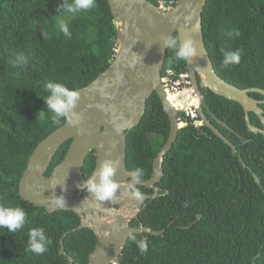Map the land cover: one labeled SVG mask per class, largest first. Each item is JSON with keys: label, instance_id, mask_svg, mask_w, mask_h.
<instances>
[{"label": "trees", "instance_id": "16d2710c", "mask_svg": "<svg viewBox=\"0 0 264 264\" xmlns=\"http://www.w3.org/2000/svg\"><path fill=\"white\" fill-rule=\"evenodd\" d=\"M147 1L156 6L177 2ZM74 2L0 0V205H19L27 212V223L17 232L0 228V264H69L70 257L74 264H88L96 247L94 232L79 229V216L68 211L49 214L19 195V183L35 149L65 125L53 124L51 113L37 119L47 109V84L63 83L76 91L85 88L109 69L118 50L108 0H96L88 11L67 13L62 6ZM58 14L67 15L70 39L59 30ZM202 26L217 75L242 90H264V0H208ZM233 27L240 30V37H228ZM175 49L173 45L167 51L163 77L169 69L188 72L186 60H177ZM221 49H243L241 62L223 68ZM19 54L25 55L27 67L19 66ZM191 100V95L181 99L178 107ZM203 111L232 146L193 121L179 131L165 158L159 197L148 201L132 223L137 229L164 233L133 235L147 237L149 251L141 254L132 236L118 264H264V135L249 130L238 103L211 92ZM249 119L254 128L264 131L256 115L251 113ZM170 130L168 115L154 94L127 142V170L136 173L140 183L151 180L154 160ZM70 144L58 151L47 177L64 160ZM95 165L92 154L84 166L87 177ZM138 189L153 194L142 186ZM37 227L45 228L52 240L42 255L27 250L29 229ZM66 234L64 256L61 241Z\"/></svg>", "mask_w": 264, "mask_h": 264}, {"label": "water", "instance_id": "95a60500", "mask_svg": "<svg viewBox=\"0 0 264 264\" xmlns=\"http://www.w3.org/2000/svg\"><path fill=\"white\" fill-rule=\"evenodd\" d=\"M108 3L118 34L119 47L115 60L93 83L77 90L80 99L72 118L78 123H65L37 146L19 183V195L30 205L44 208L49 214L68 211L80 218L87 215L93 220L94 226L88 225L89 221L81 225L97 234V246L89 264H118L133 235L152 233L160 236L164 233L151 232L148 228H134L131 226L132 216L127 218L111 211L108 214L111 216L110 223L95 220L92 210H95V214L101 211L99 201L83 200L81 193L86 188L83 186L86 182L83 169L87 158L94 152L96 165L90 179L99 182L102 165L105 161H111L116 169L112 180L118 184L124 196L121 198V206L132 210L141 209L146 200L159 197L160 188L157 185L164 176L165 158L183 128L178 120L177 109L170 102L162 84L168 45L175 35H180L181 42L190 38L197 50L196 56L185 59L197 94L201 96L200 90L206 89L238 103L246 114L249 130L264 135V131L254 128L249 119L253 113L259 116L264 126V112L259 107L260 102L250 96L259 94L264 97V90L239 89L228 84L215 72L205 46L202 26L208 0H177L174 8L168 12L147 0H108ZM154 94L161 100L171 130L166 144L154 160L152 179L141 184L155 194L137 200L126 192L128 188L140 185L137 174L127 170V142L130 132L141 124L147 102ZM199 114L219 139L232 146L213 127L203 112L202 104ZM68 142L71 144L64 160L47 177L56 154ZM128 180L130 182L127 184ZM61 196L65 200L63 207L55 204L56 198ZM139 213L137 211L134 216ZM67 236L61 241V255L64 254V240Z\"/></svg>", "mask_w": 264, "mask_h": 264}, {"label": "clouds", "instance_id": "9594fccd", "mask_svg": "<svg viewBox=\"0 0 264 264\" xmlns=\"http://www.w3.org/2000/svg\"><path fill=\"white\" fill-rule=\"evenodd\" d=\"M95 6H96V0H75L74 3H66L62 7L66 10L67 13H77V12L91 10ZM56 16L58 17V27L60 32H62L65 37L70 39L72 33L69 29L68 22H66L64 18L67 17V15L58 14ZM227 35L230 38L240 37L241 32L238 28L233 27L227 33ZM173 45H176L175 56L177 60H185L186 58H192L197 54V50L194 48L193 42L190 38L184 39L181 42V37L179 34H177L170 40L168 46L172 47ZM221 51L223 55L222 67L225 69H227L229 65L239 64L241 62L242 56L244 55L243 49H236V50L221 49ZM117 52L118 50L116 51V54ZM17 58L20 61L19 66L27 67L29 62L27 61L25 55L19 54ZM13 66L14 67L18 66L15 61H13ZM177 74L181 75L178 72ZM183 74H188L190 78L189 72ZM162 78H163V74H162ZM190 81L192 82L191 78ZM47 89L50 92V95L44 98L47 104V109L42 110L39 113L37 119H45L48 117V113H51L50 119L53 124H61V122H64L67 124L74 125L75 123H78V121L73 120L72 117L74 115L73 110L76 107L77 101L80 99L79 92L74 89H70L68 86H66L63 83H58V82L57 83L49 82L47 84ZM192 89L193 91L187 92L184 98H188L189 95H191V99H192V93L197 95L198 98L194 106L191 105L193 104L191 100L190 101L191 103L189 102L190 104L188 103V105H185V108L193 109L197 105L198 106V108L196 109L198 115L197 121L201 122L202 125H205L204 121L202 120L199 114V108L201 106L202 97H200L197 94L193 86V82H192ZM168 98H171V96L170 97L168 96ZM169 100L175 106L174 104L175 100L173 101L171 99ZM176 100H178V98ZM177 113L179 116L178 111ZM180 114H184L183 117L186 118L185 113H180ZM189 121L197 122L195 120L188 118L184 120V123L186 125L183 126V128L187 126V123ZM115 171L116 169L113 166V163L111 161H105L100 170L99 182H97L94 179H87L83 186L86 187L87 191L93 194L98 200L100 201L111 200L114 197V194L118 190V184L112 180ZM133 195L137 198V200H143L144 198L143 193L139 189L134 190ZM55 204L60 207H63L65 204L64 198L62 196L57 197L55 200ZM26 223H27V212L23 207L19 205L17 206L0 205V228H7L10 233H15L18 230L22 229ZM28 237L29 239H28L27 250L29 252H34L37 255H42L45 252H47L49 246L52 244V240L46 235V230L43 227L29 229ZM132 239L136 242L137 247L141 252V254L147 253L149 251V240L147 237H143L142 239H136V237L133 236Z\"/></svg>", "mask_w": 264, "mask_h": 264}, {"label": "flooded vegetation", "instance_id": "af4514ba", "mask_svg": "<svg viewBox=\"0 0 264 264\" xmlns=\"http://www.w3.org/2000/svg\"><path fill=\"white\" fill-rule=\"evenodd\" d=\"M201 81H200V79H199V83H200ZM201 91V96L200 97H202V98H204V100L201 102V104H202V108H203V104H204V102L206 101V98H207V96H208V94H209V92L210 91H208V90H206V89H201L200 90ZM254 100H257V101H259L260 102V104H259V107L262 109V111L264 112V109L262 108V106H264V97L262 98V99H256L252 94L250 95ZM204 112V111H203ZM253 114V113H252ZM181 114L179 113V116H178V119H179V123H182L181 121H180V119H181V116H180ZM205 115L207 116V114L205 113ZM255 115V114H254ZM257 116V115H256ZM258 118H259V116H257ZM207 118L209 119V121L211 122V119L207 116ZM217 121V123L218 124H222V126H224V127H227L224 123H222L221 121L220 122H218V120H216ZM262 122V121H261ZM184 123V122H183ZM211 124H212V122H211ZM263 124V123H262ZM213 125V124H212ZM213 127H214V125H213ZM215 128V127H214ZM258 130H260V129H258ZM260 131H263V130H260ZM259 134V133H258ZM249 142L248 141H246L245 143H244V145H247ZM92 154H94L95 155V153L93 152ZM91 154V155H92ZM95 157H96V155H95ZM130 172V171H129ZM83 173H84V169H83ZM91 176H92V174L89 176V177H87L85 174H84V177H85V179L87 180V179H90L91 178ZM137 177H138V175H137ZM152 179V178H151ZM139 180V179H138ZM130 182V180H128L127 181V184ZM140 182V181H139ZM145 183V182H144ZM141 184L142 183H140V185H138V186H134V187H130V188H128L127 190H126V192L128 193H130V196H131V198H133V197H135L134 195H133V191L134 190H136V189H138L140 186H141ZM143 187V186H142ZM157 187H158V185H157ZM145 188V187H144ZM159 188V187H158ZM146 189V188H145ZM146 190H148V189H146ZM149 191H152V190H149ZM160 191H161V188H160ZM160 193V192H159ZM159 193H158V195H159ZM155 194V192L153 191V194H144L143 193V197L144 196H153ZM81 198L83 199V200H98L93 194H91V193H89L88 191H87V189L85 188V189H83V191H82V193H81ZM121 198H124V196H123V194H122V192H121V190L120 189H118L117 190V192L114 194V197L111 199V200H108V201H100V200H98L99 201V205H100V207H99V209L101 210V211H98V214H95L94 212H95V210H92V216H93V218L95 219V220H100L101 222H106V223H110V220H111V216H109L108 214H110V212L109 211H111L112 213H114L115 215L116 214H118V215H120V214H123V215H125V216H127V215H132V217H133V219H132V222H131V226H132V223H133V221L138 217V215L140 214H138L137 216H134V214L138 211V212H141L142 211V209H144V207H145V205H146V203L148 202V201H150V200H146L145 201V203H144V206L141 208V209H136V208H134V210H132V208H130V207H123V206H121V204H123L122 203V199ZM151 200H153V199H151ZM130 203L132 202V201H129ZM103 212V213H102ZM81 219V221H82V224H83V222L84 221H89L88 222V225H90V226H94V222H93V220H91V219H89L88 218V216L87 215H84L82 218H80ZM79 229H89V230H91L90 228H79ZM92 231V230H91ZM94 234L96 235V238H97V234L94 232ZM96 246H97V243H96ZM96 248V247H95ZM95 250V249H94ZM94 252V251H93ZM93 252L89 255V261H90V257H91V255L93 254ZM61 254V253H60ZM64 256H66L67 254H66V252H65V249H64V254H63ZM74 262H75V260L72 258V257H70V259H69V264H74ZM89 264V263H88Z\"/></svg>", "mask_w": 264, "mask_h": 264}, {"label": "built area", "instance_id": "2783aa9c", "mask_svg": "<svg viewBox=\"0 0 264 264\" xmlns=\"http://www.w3.org/2000/svg\"><path fill=\"white\" fill-rule=\"evenodd\" d=\"M159 7L164 12H168L174 8V3L171 2L169 4H166L164 2H160ZM162 84L165 92L168 94L169 97L173 96L175 98H178V100L174 101L175 107L179 113H185L186 115V118L181 117L180 119V121L182 122L181 124L185 126L186 124L183 122L188 118L197 121L198 119V115L196 112V109L198 108L197 105L193 109L185 108V105H183V108L178 107L179 101H181V99L185 97V94L189 91L190 92L193 91L192 82L190 81L189 75L188 74L179 75L177 74L176 71L170 69L166 72V75L162 78ZM197 98H198L197 95L192 93V101L196 102ZM195 102L191 105L194 106ZM195 123L198 125H202V123L199 121Z\"/></svg>", "mask_w": 264, "mask_h": 264}, {"label": "bare ground", "instance_id": "6f19581e", "mask_svg": "<svg viewBox=\"0 0 264 264\" xmlns=\"http://www.w3.org/2000/svg\"><path fill=\"white\" fill-rule=\"evenodd\" d=\"M169 99H171V98H169ZM171 100H172V99H171ZM131 216H132V215H127V216H125V217H127V218H131Z\"/></svg>", "mask_w": 264, "mask_h": 264}]
</instances>
